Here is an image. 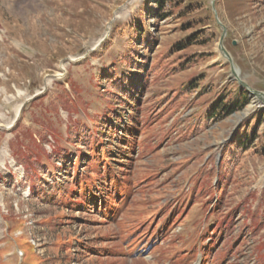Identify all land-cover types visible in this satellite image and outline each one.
<instances>
[{"label":"rangeland","instance_id":"rangeland-1","mask_svg":"<svg viewBox=\"0 0 264 264\" xmlns=\"http://www.w3.org/2000/svg\"><path fill=\"white\" fill-rule=\"evenodd\" d=\"M131 55L129 100L103 78ZM251 90L264 0H0V264H264Z\"/></svg>","mask_w":264,"mask_h":264},{"label":"trees","instance_id":"trees-1","mask_svg":"<svg viewBox=\"0 0 264 264\" xmlns=\"http://www.w3.org/2000/svg\"><path fill=\"white\" fill-rule=\"evenodd\" d=\"M158 4L160 5L159 2H158ZM158 17H160V16H158ZM134 29H135L136 37L131 39L132 45H135V46L141 45V46H145L146 48H151L153 45V42L155 41V38L151 34H149L147 30H144V28H142L141 23H138L137 25H135ZM144 32H145V35H144ZM132 53L134 55H136L134 50L132 51ZM134 55L126 56L123 59V61H124L123 63H124V66H126V69L128 71H132L130 74L131 77H130V75H129V77L125 76V78H127V80L122 79L121 81L117 82V80L114 78L115 77L114 74H112L110 76H108V74L104 75L103 79L111 82L113 89H114L113 94L118 95L117 96L118 98L120 97L119 93H121L124 97H126V99H129V100L131 98L134 99V97L137 96V90H139L138 88H136V86L138 84L137 81H139V78L137 77V75H138L137 73H140V71L142 70L139 67L142 64V61H135ZM122 77H123V75H121V78ZM120 99H123V98H120ZM239 101H241L242 105H244L247 103V97H243V96L240 97L238 95L233 101L224 102L220 108H219L218 103H213L210 106V111H211L210 114L212 116H213V113L218 114V115L219 114L220 115L228 114L230 111H232L233 109H235L237 107V104H239ZM130 105L131 104H129V106ZM112 116L115 117V119H117L119 117V112H116V113L113 112ZM104 122L105 123H102V120H100L99 121L100 124L96 125L97 129L109 131V129L107 128V120H105ZM244 134L246 135V131L244 132ZM108 137L110 138L109 135H108ZM249 139H251V138H247L246 136L243 138L241 137L240 141L237 140V142H235V144H231V145L233 146L234 150L237 148H238V150L243 149L250 143V141H248ZM263 151H264V149H263Z\"/></svg>","mask_w":264,"mask_h":264},{"label":"water","instance_id":"water-1","mask_svg":"<svg viewBox=\"0 0 264 264\" xmlns=\"http://www.w3.org/2000/svg\"><path fill=\"white\" fill-rule=\"evenodd\" d=\"M221 52H222V54L225 55L226 58L228 59V62H229V64H230V68H231V72H232L233 76H234L235 78H237V80H238V82H239L240 84H242L243 86H245V84H243V83L238 79L237 74H236V72H235V67H234V65H233V62H232L231 58L229 57V54L227 53V51H226L222 46H221ZM249 90H250V89H249ZM251 92L253 93V95H255L256 98H258L259 100H261V101L264 102V93L259 92V91H252V90H251Z\"/></svg>","mask_w":264,"mask_h":264},{"label":"bare ground","instance_id":"bare-ground-1","mask_svg":"<svg viewBox=\"0 0 264 264\" xmlns=\"http://www.w3.org/2000/svg\"><path fill=\"white\" fill-rule=\"evenodd\" d=\"M224 56H225V55H224ZM225 57H226V56H225ZM235 72H236V74H237V70H236V69H235ZM18 111H19V110H18ZM18 111H17V112H18Z\"/></svg>","mask_w":264,"mask_h":264}]
</instances>
